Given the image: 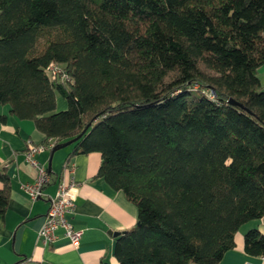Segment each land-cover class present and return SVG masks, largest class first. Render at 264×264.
Returning a JSON list of instances; mask_svg holds the SVG:
<instances>
[{"label":"trees","instance_id":"1","mask_svg":"<svg viewBox=\"0 0 264 264\" xmlns=\"http://www.w3.org/2000/svg\"><path fill=\"white\" fill-rule=\"evenodd\" d=\"M263 64L264 0H0V105L50 151L100 155L137 209L118 264H219L264 218ZM243 246L264 256V235Z\"/></svg>","mask_w":264,"mask_h":264},{"label":"crops","instance_id":"2","mask_svg":"<svg viewBox=\"0 0 264 264\" xmlns=\"http://www.w3.org/2000/svg\"><path fill=\"white\" fill-rule=\"evenodd\" d=\"M258 77L264 90V64L258 69ZM63 107L64 103L58 101L56 109ZM44 139L31 121L17 119L8 106L0 105V170L9 180L7 207L0 214V264H118L113 253L116 239L113 233L120 235L133 227L137 209L121 191L97 177L101 161L98 153L73 154L67 159L72 147L59 149L52 155L47 149L36 156L46 169L50 161V182L43 187L41 197L31 200L21 190L22 184L33 183L36 176L24 158L27 142L43 144ZM66 163L73 166V177L78 183L75 207L69 216L74 228L82 231L77 247L62 236L61 230L51 244H42L37 238L49 199L66 172ZM2 186L0 182V190ZM254 228L264 235V218L240 227L234 236L233 249L225 253L219 264H264V260L244 252V234Z\"/></svg>","mask_w":264,"mask_h":264},{"label":"built area","instance_id":"3","mask_svg":"<svg viewBox=\"0 0 264 264\" xmlns=\"http://www.w3.org/2000/svg\"><path fill=\"white\" fill-rule=\"evenodd\" d=\"M47 72L51 80L67 79V74L60 64L51 63L47 67ZM213 96V93H211V97ZM51 147V141H49L48 144L27 142L24 158L35 170L36 176L33 183L22 184L20 188L31 200L39 199L42 195L43 187L50 182V175L46 167L37 161L36 156ZM64 167V171L66 172L59 180L54 196L49 199L48 210L45 215L44 223L38 231L37 238L42 244H51L58 238L56 232L61 230L62 236L66 238L73 247H77L82 236V231L74 228L69 221V216L73 213L75 207L78 183L73 177V166L66 163ZM259 258L264 260V256Z\"/></svg>","mask_w":264,"mask_h":264},{"label":"water","instance_id":"4","mask_svg":"<svg viewBox=\"0 0 264 264\" xmlns=\"http://www.w3.org/2000/svg\"><path fill=\"white\" fill-rule=\"evenodd\" d=\"M229 102H230V103H234L232 100H229ZM79 137H80V136H78V137L72 139L71 141H68V142H66V143H64V144H62V145H60V146H58V147H56V148H54V149L51 151V155H52L55 151H57V150H59V149H62V148H65V147H67V146H69L70 144H72L73 142H75L77 139H79ZM50 159H51V158H50ZM47 171H50V161L48 162ZM113 235L116 236V237L119 236L118 233H113Z\"/></svg>","mask_w":264,"mask_h":264},{"label":"rangeland","instance_id":"5","mask_svg":"<svg viewBox=\"0 0 264 264\" xmlns=\"http://www.w3.org/2000/svg\"><path fill=\"white\" fill-rule=\"evenodd\" d=\"M63 102L64 103V107L62 109H56L57 112L59 111H64L67 108V103L66 100L59 94H56V104L57 102Z\"/></svg>","mask_w":264,"mask_h":264}]
</instances>
